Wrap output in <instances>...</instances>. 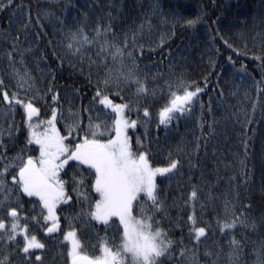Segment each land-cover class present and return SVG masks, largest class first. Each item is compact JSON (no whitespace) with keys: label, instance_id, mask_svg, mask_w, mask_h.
<instances>
[{"label":"snow or ice","instance_id":"1","mask_svg":"<svg viewBox=\"0 0 264 264\" xmlns=\"http://www.w3.org/2000/svg\"><path fill=\"white\" fill-rule=\"evenodd\" d=\"M12 7L27 13L21 27L29 28L33 20L30 8L16 4V0H0V12ZM53 15L45 10L38 12L35 20L51 21ZM195 22L187 21L189 25ZM60 23L63 25L62 20ZM60 33L66 53L86 61L89 68L97 62L98 66H104L89 109H64L58 91L37 85L26 62L27 56L34 53L21 43L19 34L11 38L8 48L0 49L7 61L5 72L14 82L10 88L0 74V102L4 105L0 112V264H52L48 256L53 242L64 264H200L202 246L209 264H217L220 250L208 248L209 239L217 232L227 238L228 264H241L239 258L246 247V236L238 230L255 231L264 225V217L258 224L248 215L251 204L225 200L213 228L200 218L205 208L201 187L192 185L186 199H182L189 212L188 235L174 239L158 219L168 212L157 178L183 175L185 161L179 156L185 154L184 150L178 148L175 155L169 152L167 163L159 166L153 162L150 147L139 137L134 144L129 134L138 126L147 130L154 116L157 127L168 129L181 117L190 116L197 104L201 109V136L206 123L211 134L215 121L203 118L200 95L204 88L182 76L166 79L163 86H150L128 39L122 45L109 39L116 36L111 20L98 21L90 32L86 24L80 23L62 26ZM131 43H136L134 36ZM91 47L97 48V59L87 54ZM109 57L118 65L115 71L108 66ZM132 85L133 97L125 100L123 92ZM165 92V103L155 114L148 104L141 103ZM113 95L121 102L116 103ZM42 107L46 109L44 115ZM18 108L23 110L26 144L9 156L4 137L11 139L18 131L14 120ZM92 108L97 110L95 118ZM82 111H89L86 124ZM208 111L211 113L210 104ZM133 112L135 119L131 116ZM5 121H9L6 128ZM250 123L251 118L246 116L245 126ZM241 143L246 157L247 140ZM200 148L198 138L187 157L189 168L199 166L193 156L199 155ZM236 163L246 183V161L238 158ZM232 166L224 163L225 168ZM97 228L103 229V237ZM89 248L96 254H91ZM252 252L254 264H264V239Z\"/></svg>","mask_w":264,"mask_h":264},{"label":"trees","instance_id":"2","mask_svg":"<svg viewBox=\"0 0 264 264\" xmlns=\"http://www.w3.org/2000/svg\"><path fill=\"white\" fill-rule=\"evenodd\" d=\"M16 4L31 9L32 25L22 29L27 13H20L17 7L0 12V49L8 48L11 38L19 34L21 43L34 53L27 56L28 70L36 77L41 89L51 86L60 93L64 109H89L94 103L96 80L104 72V66H98V62L89 68L86 61L81 62L63 48L61 27L80 23L86 24L90 32L98 21L107 23L111 20L116 36H109V39L121 45L125 38L128 39L129 47L135 48L133 55L139 69L148 78L150 86H163L166 79L182 76L204 88L200 95L204 104L203 118L215 121L211 134L206 123L201 136L198 104L190 116L181 117L168 129L157 127L154 116L147 130L138 126L129 132L134 144L139 137L150 147L153 162L159 166L167 163L169 152L175 155L178 148L184 150L185 154L179 156L185 161L183 175L157 178L168 212L167 216H158V219L174 239L188 235L186 219L189 212L182 199H186L192 185L201 187L205 208L200 218L213 228L217 215L223 212L225 200L251 204L248 215L259 224L264 217V0H16ZM45 10L54 14L51 21L43 19L37 23L38 12ZM13 12L18 15L13 16ZM56 16L60 20H56ZM189 20L196 22L189 25ZM133 36L135 45L131 43ZM96 51V47H91L87 54L97 59ZM108 66L114 71L118 67L110 57ZM6 68L7 61L0 54V74L11 88L14 82L6 74ZM134 88L132 85L124 90L125 100L133 97ZM165 98L166 92L141 103L148 104L155 114L165 103ZM113 99L116 103L121 102L115 95ZM3 110L4 105L0 102V112ZM22 111L18 108L14 116L18 131L11 139L4 137L9 156L15 155L26 144L27 130ZM96 111V108L91 109L93 118ZM41 112L46 114V109L42 107ZM88 115L89 111H82L85 124ZM131 116L136 118L134 112ZM246 116L252 120L247 126ZM8 123L4 122L5 128ZM198 138L201 148L193 161L199 166L189 168L187 157ZM243 139L247 140L246 157ZM238 158L246 161V183L236 163ZM224 163L233 166L225 168ZM97 231L103 237V229L97 228ZM239 231L246 236V247L239 258L241 264H254L252 249L264 239V225L255 231ZM185 243H188L187 239ZM54 245L55 242L50 245L49 260L52 264H64ZM208 248L220 250L217 264H228L226 237L217 232L209 239ZM88 251L96 254L92 248ZM204 251L202 246L200 264H209Z\"/></svg>","mask_w":264,"mask_h":264}]
</instances>
